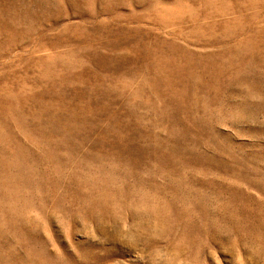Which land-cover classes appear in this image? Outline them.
Listing matches in <instances>:
<instances>
[{
	"label": "rangeland",
	"instance_id": "rangeland-1",
	"mask_svg": "<svg viewBox=\"0 0 264 264\" xmlns=\"http://www.w3.org/2000/svg\"><path fill=\"white\" fill-rule=\"evenodd\" d=\"M0 264H264V0H0Z\"/></svg>",
	"mask_w": 264,
	"mask_h": 264
}]
</instances>
